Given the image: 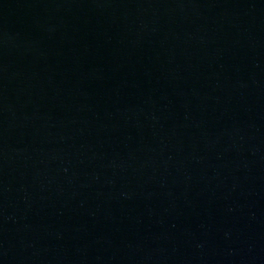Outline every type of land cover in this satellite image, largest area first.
<instances>
[{
  "label": "water",
  "instance_id": "obj_1",
  "mask_svg": "<svg viewBox=\"0 0 264 264\" xmlns=\"http://www.w3.org/2000/svg\"><path fill=\"white\" fill-rule=\"evenodd\" d=\"M0 264H264V0H0Z\"/></svg>",
  "mask_w": 264,
  "mask_h": 264
}]
</instances>
